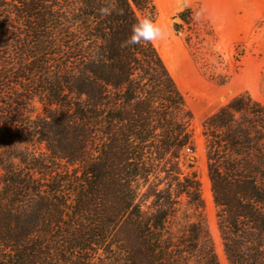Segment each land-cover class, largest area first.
<instances>
[{"label":"trees","instance_id":"1","mask_svg":"<svg viewBox=\"0 0 264 264\" xmlns=\"http://www.w3.org/2000/svg\"><path fill=\"white\" fill-rule=\"evenodd\" d=\"M144 16L0 0V264H221L192 112L154 42L124 46ZM203 136L226 258L264 264V103L237 94Z\"/></svg>","mask_w":264,"mask_h":264},{"label":"rangeland","instance_id":"2","mask_svg":"<svg viewBox=\"0 0 264 264\" xmlns=\"http://www.w3.org/2000/svg\"><path fill=\"white\" fill-rule=\"evenodd\" d=\"M153 2L154 20L166 26L168 34L154 44L192 112L193 156L206 202L205 221L221 264H229L207 173L203 122L242 92L264 103V0ZM98 264L111 262L103 259Z\"/></svg>","mask_w":264,"mask_h":264},{"label":"clouds","instance_id":"3","mask_svg":"<svg viewBox=\"0 0 264 264\" xmlns=\"http://www.w3.org/2000/svg\"><path fill=\"white\" fill-rule=\"evenodd\" d=\"M116 9V4L110 2L107 6L99 10V14L103 16L110 15ZM167 28L164 25L158 24L150 16H144L137 20L130 30V35L124 41V46H136L141 43L151 44L153 42L163 41L167 39Z\"/></svg>","mask_w":264,"mask_h":264},{"label":"bare ground","instance_id":"4","mask_svg":"<svg viewBox=\"0 0 264 264\" xmlns=\"http://www.w3.org/2000/svg\"><path fill=\"white\" fill-rule=\"evenodd\" d=\"M208 195H210V194H208ZM207 196V195H206ZM209 197V196H208Z\"/></svg>","mask_w":264,"mask_h":264},{"label":"water","instance_id":"5","mask_svg":"<svg viewBox=\"0 0 264 264\" xmlns=\"http://www.w3.org/2000/svg\"><path fill=\"white\" fill-rule=\"evenodd\" d=\"M193 158H194V156H193Z\"/></svg>","mask_w":264,"mask_h":264}]
</instances>
